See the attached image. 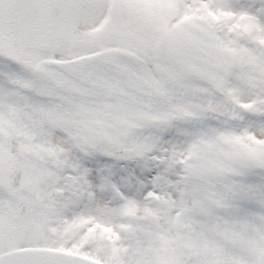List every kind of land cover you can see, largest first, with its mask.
Wrapping results in <instances>:
<instances>
[{
  "label": "snow or ice",
  "instance_id": "obj_1",
  "mask_svg": "<svg viewBox=\"0 0 264 264\" xmlns=\"http://www.w3.org/2000/svg\"><path fill=\"white\" fill-rule=\"evenodd\" d=\"M0 264H264V0H0Z\"/></svg>",
  "mask_w": 264,
  "mask_h": 264
}]
</instances>
